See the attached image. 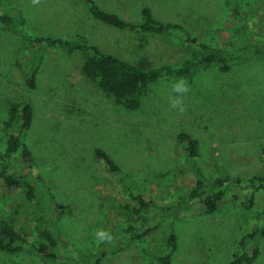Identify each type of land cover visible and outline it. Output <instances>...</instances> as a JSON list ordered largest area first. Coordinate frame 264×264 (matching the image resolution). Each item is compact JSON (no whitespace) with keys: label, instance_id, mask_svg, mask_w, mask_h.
<instances>
[{"label":"rangeland","instance_id":"obj_1","mask_svg":"<svg viewBox=\"0 0 264 264\" xmlns=\"http://www.w3.org/2000/svg\"><path fill=\"white\" fill-rule=\"evenodd\" d=\"M95 2L131 22H139L141 9L148 7L157 19L180 23L211 46L264 43V0ZM2 3L14 28H0V150L8 135L3 122L10 101L29 99L33 121L23 142L31 155L10 161L12 170L34 186L35 201L29 204L22 188H8L0 179V219L26 203L17 213L20 223L31 228L33 217L44 213L58 247L56 259H42L28 247L0 252V264H153L166 251L170 232L177 240L172 264H229L241 236L264 229V187L253 192L250 206L242 205L253 191L245 187L247 179L264 177V56L235 62L227 72L210 66L182 77L191 87L183 114L168 103L180 78L167 77L150 83L140 108L127 111L83 76L79 54L44 50L29 39L85 40L137 66L156 67L188 57L184 36L116 29L93 18L83 0ZM40 54L31 90L24 78ZM179 132L197 140V162L208 177L234 175L243 188H233L213 213L199 202L179 213L173 207L159 212L150 221L158 223L156 228L130 240L123 229L128 222L124 204L131 199L94 150L106 151L145 200L173 205L195 184ZM100 230L110 231L113 242L97 244ZM251 243L259 249L255 264H264V236L256 234Z\"/></svg>","mask_w":264,"mask_h":264},{"label":"trees","instance_id":"obj_2","mask_svg":"<svg viewBox=\"0 0 264 264\" xmlns=\"http://www.w3.org/2000/svg\"><path fill=\"white\" fill-rule=\"evenodd\" d=\"M83 1L93 18L108 26L141 33L182 35L190 47L188 57L178 65L162 64L156 67H141L123 60L115 54L104 52L85 40L39 36L29 39L36 47L38 44L42 45L44 50L58 47L68 55L79 54L83 76L109 96L116 105L127 111L139 109L146 87L161 77L189 78L198 69L210 66L217 67L221 72H227L235 62L264 56V43L249 42L236 48L211 46L200 41L180 23L164 22L157 19L148 7L141 9L139 22H131L115 12L100 8L95 0ZM0 28L6 30L14 28L12 17L9 10H5L3 7L2 0H0ZM42 57L40 54L36 57V62L32 60L31 67H33L29 75L24 78L25 87L28 89L36 88V72ZM32 121L33 111L29 99L10 101L7 107V118L3 122V130L8 135L4 149L0 150V179L8 188H22L25 194L24 198L29 204L35 201L34 186L24 176L12 170L13 163L10 159L16 156L20 157V160L30 157L31 152L25 146L23 137L31 127ZM13 128L16 133L12 132ZM176 137L180 143L185 145L186 159L191 164L195 184L176 203L168 206L145 200L129 175L123 172L106 151L102 148L94 150V156L118 177L124 191L131 199L130 202L124 204L125 210L128 211V222L123 229L124 232L130 234V240L145 237L152 229L156 228L158 223L153 225L150 224V221L155 219L159 212L162 214L173 207L179 213L191 208L194 202H199L204 205L208 213H213L218 210L221 200L233 188L243 186V181L234 175L216 174L208 177L197 162V140L186 132H179ZM262 153L264 161V150ZM247 182L245 187L252 186L253 191L246 200L242 201V205L246 207L253 202V192L264 187V177L254 175L249 177ZM236 194H232V198H235ZM36 203L39 204V202ZM20 207L25 208L26 203L16 205L8 217L0 219V252L11 254L28 247L42 259H56L58 242L56 236L46 225L44 213L36 214L32 219V227L28 228L20 223L17 217ZM261 214L264 215V208ZM256 234L264 236V229L253 228L241 236L229 264H255L259 249L251 242ZM176 247V236L170 232L166 239V251L160 254L153 264H172V253Z\"/></svg>","mask_w":264,"mask_h":264},{"label":"clouds","instance_id":"obj_3","mask_svg":"<svg viewBox=\"0 0 264 264\" xmlns=\"http://www.w3.org/2000/svg\"><path fill=\"white\" fill-rule=\"evenodd\" d=\"M32 4H38L40 0H31ZM191 87L183 78L176 80L171 86V93L168 97L169 107L177 110L180 114L186 111L184 104L185 97L190 93ZM96 243H112L114 237L110 231L100 230L95 233Z\"/></svg>","mask_w":264,"mask_h":264}]
</instances>
